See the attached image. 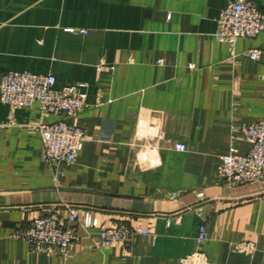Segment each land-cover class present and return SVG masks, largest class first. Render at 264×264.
I'll return each mask as SVG.
<instances>
[{
    "label": "crops",
    "instance_id": "crops-1",
    "mask_svg": "<svg viewBox=\"0 0 264 264\" xmlns=\"http://www.w3.org/2000/svg\"><path fill=\"white\" fill-rule=\"evenodd\" d=\"M227 2L0 0V80L52 72L57 88L86 83L91 104L68 119L86 132L75 161L50 166L37 124L57 117L37 107L11 117L0 99V264H179L198 250L209 264H264V179L231 185L217 174L232 145L249 148L233 129L264 122V59L246 55L264 49V30L231 54L216 37ZM70 206L95 219L71 256L19 234ZM118 224L135 233L103 245L100 229Z\"/></svg>",
    "mask_w": 264,
    "mask_h": 264
},
{
    "label": "built area",
    "instance_id": "built-area-1",
    "mask_svg": "<svg viewBox=\"0 0 264 264\" xmlns=\"http://www.w3.org/2000/svg\"><path fill=\"white\" fill-rule=\"evenodd\" d=\"M264 30V12L255 0H228L218 18L216 37L229 44L231 54L236 53L241 38L256 37ZM86 32V31H84ZM251 59H264V49L253 48L247 51ZM57 78L52 73H33L30 71H8L0 80V99L10 108V115L21 108L37 107L42 116H56L51 122H39L37 127L42 138V159L48 165L72 163L83 148L86 132L83 128L71 124L68 119L90 107L85 92L78 87L86 83L57 88ZM248 142L246 153H240L232 145L229 153L222 156L218 168V179L227 184L260 183L264 179V122L256 121L247 126L233 129L231 141ZM179 193H171L173 198ZM198 195L203 197L204 193ZM79 207L70 206L66 217L57 212H48L34 217L27 229L19 232L36 251H60L66 256L72 255L79 227H92L95 219ZM148 233V230H140ZM135 231L127 224L103 226L100 239L103 245L127 242ZM205 224L199 228L197 243L208 241ZM234 247L242 253L252 255L256 249L251 241H237ZM179 264H209L208 258L200 250L184 257Z\"/></svg>",
    "mask_w": 264,
    "mask_h": 264
}]
</instances>
